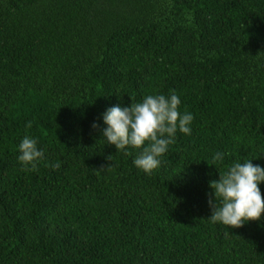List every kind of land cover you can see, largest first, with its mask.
Segmentation results:
<instances>
[{"label":"trees","instance_id":"obj_1","mask_svg":"<svg viewBox=\"0 0 264 264\" xmlns=\"http://www.w3.org/2000/svg\"><path fill=\"white\" fill-rule=\"evenodd\" d=\"M172 93L191 133L146 173L104 114ZM246 159L264 167V0H0V264H264V215L208 219Z\"/></svg>","mask_w":264,"mask_h":264},{"label":"clouds","instance_id":"obj_2","mask_svg":"<svg viewBox=\"0 0 264 264\" xmlns=\"http://www.w3.org/2000/svg\"><path fill=\"white\" fill-rule=\"evenodd\" d=\"M180 99L172 93L147 95L142 102H133L130 107L113 106L104 114V122L108 127L103 130L108 144L115 145L121 151L128 146L141 148L142 154L134 160L136 167L151 173L160 164V157L175 142L177 130L190 134L191 113L181 114ZM29 122L27 127H31ZM93 127H98L94 124ZM147 142V143H146ZM21 155L18 159L36 170L37 162L44 158V152L38 150L37 140L25 136L19 145ZM223 153H216L214 161L222 162ZM252 160L243 163L235 162L218 181H211L215 199L209 198L212 207L210 219L231 228L242 227L245 222L260 220L264 215V194L260 184L264 183V167L254 165ZM55 169L59 162L51 165ZM219 201V203H218Z\"/></svg>","mask_w":264,"mask_h":264}]
</instances>
